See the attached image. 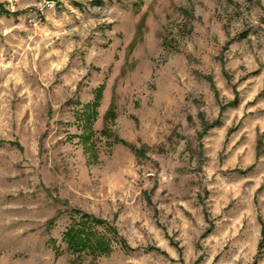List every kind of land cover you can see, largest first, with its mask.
I'll return each instance as SVG.
<instances>
[{
	"label": "rangeland",
	"instance_id": "obj_1",
	"mask_svg": "<svg viewBox=\"0 0 264 264\" xmlns=\"http://www.w3.org/2000/svg\"><path fill=\"white\" fill-rule=\"evenodd\" d=\"M0 264H264V0H0Z\"/></svg>",
	"mask_w": 264,
	"mask_h": 264
},
{
	"label": "trees",
	"instance_id": "obj_2",
	"mask_svg": "<svg viewBox=\"0 0 264 264\" xmlns=\"http://www.w3.org/2000/svg\"><path fill=\"white\" fill-rule=\"evenodd\" d=\"M102 90L98 91L96 104L88 106L89 110H93L92 113L86 117L85 125L88 126L90 123V118L96 116V109L98 106L99 99L101 98ZM91 112V111H90ZM92 132L85 136L87 140L92 136ZM90 216L85 217V221L78 223L75 227H72L66 233V242H68L71 248L75 251L80 250H92L93 252L108 253L110 251L108 241L105 236L97 233L93 230L95 224H100L99 221L91 220Z\"/></svg>",
	"mask_w": 264,
	"mask_h": 264
}]
</instances>
